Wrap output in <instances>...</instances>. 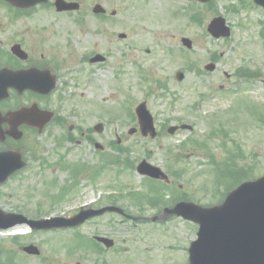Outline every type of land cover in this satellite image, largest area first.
<instances>
[{
  "label": "rangeland",
  "instance_id": "1",
  "mask_svg": "<svg viewBox=\"0 0 264 264\" xmlns=\"http://www.w3.org/2000/svg\"><path fill=\"white\" fill-rule=\"evenodd\" d=\"M89 1L75 15L41 13L45 25L55 30L58 57L66 60L52 97L65 124L21 141L23 147L34 149L27 156L39 159L30 158L26 172L0 186V207L32 218L68 213L86 203L99 207L106 204L109 192L120 191L117 203L122 209L136 218H151L161 208L146 206L154 196L135 172L142 159L166 172L172 167L171 199L200 204L218 201L229 176L236 182L263 176L264 9L252 7L251 0ZM95 2L115 15L94 19L89 11ZM70 16L85 18L84 23L77 24ZM215 16L225 19L229 38L213 40L206 33ZM182 37L192 40L191 50L182 47ZM88 52L102 53L105 61L95 66L84 63ZM209 62L216 64L214 71L203 69ZM177 71L184 74L181 80L175 78ZM245 71L257 75L244 78ZM140 102L153 117L154 139L138 131L134 107ZM97 123L103 125L101 134L92 130ZM180 123L193 131L167 133L169 126ZM69 125L77 129L69 131L74 140L59 145ZM132 127L137 132L130 135ZM87 136L101 144L103 152L95 150ZM101 158L106 172L91 179ZM72 165L77 185L58 199L72 182ZM139 202L143 207L136 206ZM19 230L0 232V264H187V248L197 226L181 218L152 223L124 221L107 213L73 230ZM14 235L18 238L11 241ZM94 235L113 240V247L91 242ZM25 242L37 246L40 254L21 251L19 244Z\"/></svg>",
  "mask_w": 264,
  "mask_h": 264
},
{
  "label": "water",
  "instance_id": "2",
  "mask_svg": "<svg viewBox=\"0 0 264 264\" xmlns=\"http://www.w3.org/2000/svg\"><path fill=\"white\" fill-rule=\"evenodd\" d=\"M254 2L264 7V0H254ZM207 30L215 38L228 37L230 34L222 17L214 18ZM182 43L188 48L191 47L188 39L183 38ZM205 69L212 71L214 65L208 64ZM176 77L181 80L183 74L179 72ZM5 96L6 88L2 87L0 98ZM16 114L20 115L17 124L27 122L33 126H39L44 121L38 115L30 113L29 110L22 109ZM136 114L142 134L149 133L151 137H154L153 119L144 102L137 106ZM181 128L191 129L187 125ZM95 129L100 131L101 126L98 125ZM175 129L177 128L172 127L169 132L172 133ZM12 132L17 133V128L12 129ZM5 155L7 154H0V183L21 166L19 157L13 158ZM137 171L141 175L168 180L159 168L149 165L144 160L138 165ZM106 210H117L122 213L121 210L109 207L89 213H80L58 223L55 222L57 219L26 221L21 216L4 214L0 211V227L7 228L23 221L36 229L76 226L88 217L99 215ZM163 211L162 215L155 216L151 220H161L168 215H176L198 224L196 240L189 247V264H264V177L242 183L230 192L219 206L202 208L193 203L180 202L172 209L165 208ZM98 240L103 241L107 246L112 244L104 238H98ZM24 250L32 254L38 253L33 246L26 247Z\"/></svg>",
  "mask_w": 264,
  "mask_h": 264
},
{
  "label": "flooded vegetation",
  "instance_id": "3",
  "mask_svg": "<svg viewBox=\"0 0 264 264\" xmlns=\"http://www.w3.org/2000/svg\"><path fill=\"white\" fill-rule=\"evenodd\" d=\"M54 1L55 0H45L31 5V3L25 4L22 0L20 4L0 0V72L21 71L24 73L20 81H16L15 84V86L21 88L22 91L19 92L11 88L8 90L9 95L7 98L0 100V134L3 135L0 139V151L20 153L25 163L21 172L19 174L16 172L11 176L8 183L11 180L19 178L21 173L26 172L30 167V158H35V155L30 158L27 156V154H33L34 149L23 147L21 141L30 138V136L43 135L51 127L56 126L61 128L65 124L56 108L52 105V97H55V93L58 91L60 80L58 72L60 69L65 68L66 60L60 56L58 57L57 48L55 46V30L45 25L46 19L42 17L41 13L43 11L52 10L58 15H74L84 11L83 6L85 4H90L91 1L65 0L67 2H78L79 7L76 11L63 12L56 11ZM96 3H94V5ZM99 4L104 7L105 12L101 10L99 15L103 17L97 16L93 17L94 19L103 20L108 17L107 13L114 16V10L108 12L104 4ZM86 11L88 10L86 9ZM70 17H72L71 20H75L77 24L84 23L85 18ZM49 20L55 23L57 18H49ZM92 54H94V56H99V59L92 62L91 59L94 57H92ZM105 58L106 57L102 53L88 52L85 53L83 62H87L90 66H94L103 63ZM55 80L56 84L52 92L50 91L44 94L32 91L36 86L39 88H46L55 82ZM0 82L4 84L5 80L3 76L0 77ZM32 104H36L37 107L42 110L52 111L53 116L45 123L41 130L21 125L19 130L22 135L20 138L15 139L8 134L10 124L7 114L22 106H29ZM69 131L75 132L77 129L71 125V129L68 128V133L64 136L65 141H71L73 139ZM79 135L80 137L85 136L84 132H81ZM103 174L104 172L100 173L101 178Z\"/></svg>",
  "mask_w": 264,
  "mask_h": 264
},
{
  "label": "trees",
  "instance_id": "4",
  "mask_svg": "<svg viewBox=\"0 0 264 264\" xmlns=\"http://www.w3.org/2000/svg\"><path fill=\"white\" fill-rule=\"evenodd\" d=\"M228 178V177H227ZM233 184V185H232ZM237 184V182L234 180V178L232 176H229V181L227 182V186L225 189L228 190L230 185H232V187H234ZM231 188V187H230ZM152 201H155L156 203V199L150 198V202L152 203Z\"/></svg>",
  "mask_w": 264,
  "mask_h": 264
}]
</instances>
